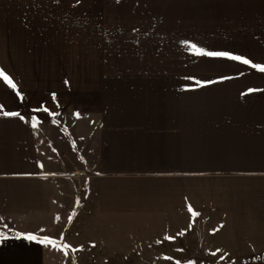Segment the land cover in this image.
Returning <instances> with one entry per match:
<instances>
[{"label": "crops", "instance_id": "obj_1", "mask_svg": "<svg viewBox=\"0 0 264 264\" xmlns=\"http://www.w3.org/2000/svg\"><path fill=\"white\" fill-rule=\"evenodd\" d=\"M199 21L214 73L57 76L48 88L45 34L24 44L14 12H0V70L16 85L0 79V264L56 257L39 235L73 191L49 184L79 161L48 147L40 119L56 114L79 115L72 136L87 140L85 161L95 166L88 208L194 211L264 257V72L252 66H264V0H199ZM170 41L185 56L184 28Z\"/></svg>", "mask_w": 264, "mask_h": 264}, {"label": "rangeland", "instance_id": "obj_2", "mask_svg": "<svg viewBox=\"0 0 264 264\" xmlns=\"http://www.w3.org/2000/svg\"><path fill=\"white\" fill-rule=\"evenodd\" d=\"M10 11L20 42L38 44L45 34L48 88L57 76L214 73L213 59L200 53L199 0H0V12ZM183 28L185 56L176 42H166ZM162 48L168 49L163 58H151ZM78 118L40 119L49 149L57 143L79 158L49 184L73 191L61 217L41 228L39 236L56 256L49 264H264L260 252L216 235L221 228L202 225L194 211L164 206L117 216L88 208L96 195L90 178L95 166L85 161L87 140L72 136Z\"/></svg>", "mask_w": 264, "mask_h": 264}, {"label": "snow or ice", "instance_id": "obj_3", "mask_svg": "<svg viewBox=\"0 0 264 264\" xmlns=\"http://www.w3.org/2000/svg\"><path fill=\"white\" fill-rule=\"evenodd\" d=\"M192 47L195 48L196 46L192 45ZM203 54L210 55V56H225V57H228L229 59L240 61L244 64H250L251 63L248 59L243 58L241 56H231L228 53H223V52H209V53H203ZM252 66L254 68H258L260 71L264 72V66L255 65V64H253ZM0 79H3L10 87H12V88L16 87V85L13 83L11 78L9 76H7L2 70H0ZM4 115H18V114H16V113H4ZM28 238L33 239V237L30 235Z\"/></svg>", "mask_w": 264, "mask_h": 264}]
</instances>
